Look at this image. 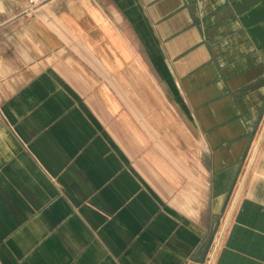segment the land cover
<instances>
[{
	"label": "crops",
	"instance_id": "crops-1",
	"mask_svg": "<svg viewBox=\"0 0 264 264\" xmlns=\"http://www.w3.org/2000/svg\"><path fill=\"white\" fill-rule=\"evenodd\" d=\"M263 116L264 0H0V264H264Z\"/></svg>",
	"mask_w": 264,
	"mask_h": 264
},
{
	"label": "rangeland",
	"instance_id": "rangeland-1",
	"mask_svg": "<svg viewBox=\"0 0 264 264\" xmlns=\"http://www.w3.org/2000/svg\"><path fill=\"white\" fill-rule=\"evenodd\" d=\"M264 123V116H263V121H262V124ZM232 206V203H231V205H230V208H229V210H228V212H227V218H226V221H225V223H224V220H225V216H226V213H225V215H224V219H223V221H222V224L224 223V225H223V229H222V232L224 231V228H225V226L227 225V223H228V221H229V218H230V211H231V207ZM222 228V227H221ZM220 236V235H219ZM209 264H210V262H209Z\"/></svg>",
	"mask_w": 264,
	"mask_h": 264
},
{
	"label": "built area",
	"instance_id": "built-area-1",
	"mask_svg": "<svg viewBox=\"0 0 264 264\" xmlns=\"http://www.w3.org/2000/svg\"><path fill=\"white\" fill-rule=\"evenodd\" d=\"M42 0H29L30 2V6L33 7L35 5H37L38 3H40ZM264 130V124H263V128L262 131ZM210 260H208L205 264H209Z\"/></svg>",
	"mask_w": 264,
	"mask_h": 264
}]
</instances>
